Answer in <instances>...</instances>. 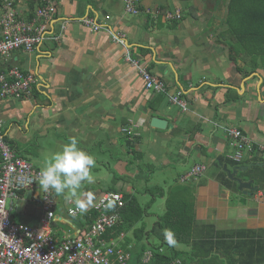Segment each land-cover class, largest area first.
I'll list each match as a JSON object with an SVG mask.
<instances>
[{"label":"crops","instance_id":"1","mask_svg":"<svg viewBox=\"0 0 264 264\" xmlns=\"http://www.w3.org/2000/svg\"><path fill=\"white\" fill-rule=\"evenodd\" d=\"M17 1L19 17L27 19L30 0ZM51 1L58 17L53 28H59V19L68 22L60 42L47 41L32 52L14 51L0 59L2 71L17 67L35 80L29 97L0 101L1 135L13 151L41 169L37 165L75 138L97 164L123 178L114 181L111 174L110 183L97 179V188L87 192L96 199L87 211L108 191L188 190L193 238L191 244L174 246L181 252L178 264H263L264 154L236 166L225 129L238 127L254 144L264 145V68L251 71L239 59L234 64L228 45L218 40L227 30L228 0H133L137 15L125 13V0ZM176 12L178 19L164 17ZM106 15L111 20L105 21ZM84 17L93 18L100 30L90 32L81 23ZM126 49L166 83L167 95L145 89L138 70L124 59ZM178 93L186 110L169 99ZM153 118L164 120L165 129L151 126ZM125 128L133 132L130 139L122 133ZM195 165H204L205 172L180 182ZM249 165L260 171L238 170L234 176L257 188L244 194L224 166L232 171ZM52 192V235L61 239L86 230L83 222L58 214L59 208L68 214L73 207L66 210L70 200ZM95 193L101 194L94 198ZM11 217L36 227L42 211ZM147 226L150 231L151 224ZM214 233L216 239L207 241Z\"/></svg>","mask_w":264,"mask_h":264},{"label":"built area","instance_id":"2","mask_svg":"<svg viewBox=\"0 0 264 264\" xmlns=\"http://www.w3.org/2000/svg\"><path fill=\"white\" fill-rule=\"evenodd\" d=\"M36 1L42 6L35 8L32 18L25 19L19 17L17 0H0V59L9 57L14 51L32 52L47 41L60 42L68 22L59 19V28L55 30L53 24L58 18L56 6L51 0ZM125 13H139L133 0H125ZM164 17L167 20L178 19L180 14L166 13ZM109 20L111 16L106 15L105 21ZM81 23L90 32L100 30V26L91 17H84ZM115 41L124 46L122 38ZM124 59L138 70L147 91L168 94L166 83L142 66L138 58L134 59L129 49L125 50ZM34 83L31 73L17 67H11L7 71L0 69V101L29 97ZM169 99L186 110L187 103L179 93L169 96ZM1 128L0 124V264H129L131 254L121 246L125 234L109 241L104 237L106 232L121 221L120 211L124 207V195L120 192L103 193L88 210H93L96 218L86 230L74 237L56 239L50 231V225L56 218L53 192H44L40 188V169L13 151L2 137ZM122 133L129 139L133 136L129 128L123 129ZM225 133L234 149L232 160L236 164L243 163L247 157L264 154V145L254 144L238 127H227ZM205 170L204 165H195L179 180L187 182L197 179ZM25 192L31 193V202H38L41 206L39 226L19 223L11 217L14 199H21ZM7 201H10L9 208ZM80 214L78 208L68 209V215L73 218ZM150 256L147 253L141 264L147 263Z\"/></svg>","mask_w":264,"mask_h":264},{"label":"trees","instance_id":"3","mask_svg":"<svg viewBox=\"0 0 264 264\" xmlns=\"http://www.w3.org/2000/svg\"><path fill=\"white\" fill-rule=\"evenodd\" d=\"M227 2V30L219 34L218 40L225 41L228 45L229 60L236 64L239 59L243 62V66L249 67L251 71L258 67L264 68V0H228ZM37 6H42V4L36 0L29 1L30 13L27 19L34 16V8ZM237 70L242 71V68L237 67ZM9 145L13 150L15 149L14 145L10 143ZM220 162L223 161L220 160ZM239 165L236 164V166ZM258 168L254 167L251 170ZM111 174L114 181L123 179L113 171ZM112 190L115 191L113 187H110V191ZM169 190L165 212L158 217L150 231H146L145 223L138 228L135 226L143 221L146 209L151 207L155 198L165 196L164 189L161 187L148 189L147 192L152 196V200L146 204V209L139 203L136 193L123 194L124 207L120 211L121 221L106 232L104 237L109 241L120 234L127 235L121 246L131 254L129 264H141L147 252L151 256L145 264H175L177 260H181V252L177 251L174 246H170L165 239L166 229L174 234L176 244H191L194 225V205L191 192L186 190L184 194H181L179 191L174 192V189ZM144 194H147L146 191ZM95 218V212L90 210L74 219L83 222L87 229ZM130 232H132L131 236H129ZM217 236L218 233H214L213 238L210 237L207 241L214 240ZM129 245L132 246L128 249ZM181 264L184 262L181 261Z\"/></svg>","mask_w":264,"mask_h":264},{"label":"clouds","instance_id":"4","mask_svg":"<svg viewBox=\"0 0 264 264\" xmlns=\"http://www.w3.org/2000/svg\"><path fill=\"white\" fill-rule=\"evenodd\" d=\"M96 165L95 157L78 147V141L71 138L62 150L54 152L44 161L39 171V186L44 192L53 190L57 195L70 191L73 196L84 182H93L91 174ZM88 199L77 200L76 206L83 213L92 202V194L87 193ZM165 239L170 246L176 241L171 230L164 232Z\"/></svg>","mask_w":264,"mask_h":264},{"label":"rangeland","instance_id":"5","mask_svg":"<svg viewBox=\"0 0 264 264\" xmlns=\"http://www.w3.org/2000/svg\"><path fill=\"white\" fill-rule=\"evenodd\" d=\"M201 1H204V0H201ZM128 15V14H127ZM65 145V144H64ZM95 156V155H94ZM31 163L33 165H35V163L31 160ZM192 163V162H191ZM112 164V162L110 163ZM39 168H42L43 165H37ZM253 171H260V170H253ZM91 174H92V177H93V182L89 183V182H84L81 186V188L77 191L76 195L73 196L71 194L70 191H65V193L61 194V195H57L55 193V196L56 197H59L61 199H69L70 202L69 204H65V209L67 210L68 208L70 207H73V208H77L76 206V201L77 200H84L85 201V198H86V195H87V192L89 189H92V188H97L96 186V182L98 180H102V181H106L108 183H110V181H112V176L111 174H109L107 172V169L103 168L102 165L100 164H97L96 162V165L95 167L92 169L91 171ZM98 179V180H97ZM165 191V196L162 197V198H155L156 200L154 201V203L151 205V207H149V209H146V204L152 200V196L150 194H136V196L138 197V200L141 204V206L143 208H145L147 211L145 213V216L143 218V221L138 223L135 227L138 228V227H141L142 224L146 223V225H148L147 227L149 228L150 227V224H151V227L152 225L155 223V221L157 220V218L159 216H161L163 213H164V210H165V203L167 202V195L168 193L170 192V190L167 188V189H164ZM98 194H101V193H95L93 196L95 198V196L97 197ZM103 194V193H102ZM101 194V195H102ZM31 193L30 192H25L23 195H22V198L21 199H14V202H13V211L11 213L12 216H22V217H25V216H38L41 211H40V204L38 202H31L30 199H31ZM96 199H93V201H95ZM91 202V203H92ZM10 201H7V208L10 207ZM63 208V207H62ZM57 212L59 215L63 216L64 218L68 219L69 221H72L73 218L71 216H69L67 213H65L63 211V209H57ZM86 212H81V214L78 216V217H81L85 214ZM147 223H150V224H147ZM61 225L65 226L64 224L61 223ZM132 235V232L129 233V236Z\"/></svg>","mask_w":264,"mask_h":264},{"label":"water","instance_id":"6","mask_svg":"<svg viewBox=\"0 0 264 264\" xmlns=\"http://www.w3.org/2000/svg\"><path fill=\"white\" fill-rule=\"evenodd\" d=\"M151 126H154L159 129H165L166 122L164 120H161L159 118H153L151 120ZM252 165L249 166H242L234 168L232 171H229L226 166H224V169L228 173V176L232 178L237 184H238V190L241 191L244 194H250L251 192H254L257 190L256 187H252V181L244 182L240 179L235 178V174L238 170L246 171L251 168Z\"/></svg>","mask_w":264,"mask_h":264}]
</instances>
